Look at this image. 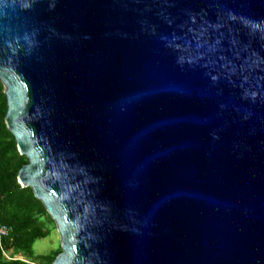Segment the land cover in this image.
<instances>
[{
	"label": "water",
	"instance_id": "obj_1",
	"mask_svg": "<svg viewBox=\"0 0 264 264\" xmlns=\"http://www.w3.org/2000/svg\"><path fill=\"white\" fill-rule=\"evenodd\" d=\"M0 82L52 264H264V0H0Z\"/></svg>",
	"mask_w": 264,
	"mask_h": 264
},
{
	"label": "trees",
	"instance_id": "obj_2",
	"mask_svg": "<svg viewBox=\"0 0 264 264\" xmlns=\"http://www.w3.org/2000/svg\"><path fill=\"white\" fill-rule=\"evenodd\" d=\"M6 113V96L0 82V227L10 229L0 239V264H52L61 252L60 246L45 255H36L32 250L34 243L49 236L55 225L31 188L18 183V172L28 160L19 154L6 127Z\"/></svg>",
	"mask_w": 264,
	"mask_h": 264
},
{
	"label": "rangeland",
	"instance_id": "obj_3",
	"mask_svg": "<svg viewBox=\"0 0 264 264\" xmlns=\"http://www.w3.org/2000/svg\"><path fill=\"white\" fill-rule=\"evenodd\" d=\"M55 225V224H54ZM60 246L59 236L56 230V227L51 228L49 236L42 240H37L33 245V252L36 255H45L51 251L56 250ZM8 258V255H5Z\"/></svg>",
	"mask_w": 264,
	"mask_h": 264
},
{
	"label": "built area",
	"instance_id": "obj_4",
	"mask_svg": "<svg viewBox=\"0 0 264 264\" xmlns=\"http://www.w3.org/2000/svg\"><path fill=\"white\" fill-rule=\"evenodd\" d=\"M9 232H10V229H8L7 227L5 226L0 227V239L7 236Z\"/></svg>",
	"mask_w": 264,
	"mask_h": 264
}]
</instances>
